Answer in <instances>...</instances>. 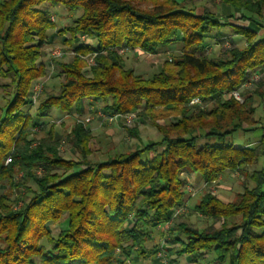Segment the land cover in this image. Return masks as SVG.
I'll return each instance as SVG.
<instances>
[{"label": "trees", "instance_id": "obj_1", "mask_svg": "<svg viewBox=\"0 0 264 264\" xmlns=\"http://www.w3.org/2000/svg\"><path fill=\"white\" fill-rule=\"evenodd\" d=\"M218 1L232 9L224 16L228 19L205 7L187 9L184 0H150L144 9V0H0V87L5 91L0 183L12 187L21 173L15 189L18 195L24 190L13 202L7 193L0 194V264H125L133 253H144L152 231L181 204L184 172H197L208 183L224 171L240 173L242 192L224 201L207 191L195 203L193 212L213 223L221 220L219 226L198 230L174 221L169 230L174 232L176 255L199 262L211 252L209 264H264V230H254L264 226V124L253 118V93L242 103L223 98L248 78V71L264 67V33H259L264 0ZM57 5L81 11L60 29L62 40L77 55L96 52L94 64L86 74L77 58L57 65L64 79L56 92L40 99L34 118L23 107L30 104L32 82L47 71L37 61L48 29L55 26L49 8ZM225 25L245 37V44L239 47L232 41L219 58L204 55L209 27ZM82 35L93 44L81 43ZM178 40L182 49L172 69L144 77L122 68L118 48L154 53ZM194 98L202 107L189 104ZM84 100L99 101L106 113L135 112L141 123L156 128L159 139L91 162L85 146L89 129L81 123L70 133L81 160L59 153L60 138L52 135L51 124L42 129L45 138L35 143L29 138L51 107L81 115ZM257 127L263 133L254 143L222 142L236 131ZM201 138L220 143L198 145ZM145 153L151 156L142 159ZM260 159L261 168L243 172ZM38 168L40 175H35ZM29 179L35 188L25 186ZM62 216L65 226L53 235L47 224ZM232 217L238 219L229 222Z\"/></svg>", "mask_w": 264, "mask_h": 264}, {"label": "rangeland", "instance_id": "obj_2", "mask_svg": "<svg viewBox=\"0 0 264 264\" xmlns=\"http://www.w3.org/2000/svg\"><path fill=\"white\" fill-rule=\"evenodd\" d=\"M187 9H191L193 6H196L197 11H201L204 7L209 11L215 13L218 18L228 19L227 16L232 12L230 7L224 6L220 4L218 0H184ZM150 0H144V2L140 3V8H149ZM49 12L51 15V20L54 22L55 26L47 31V40L40 47L41 55L38 58L37 63H41L44 66L45 72L39 75L31 84L30 93L34 85H38L36 99L32 102L30 98V104L24 106L23 109L27 110L30 115L36 118V110L40 104V99L45 97V94L50 92H56L59 88L60 82L63 81L64 76L61 74L57 65L61 63L68 64L74 61L75 58L79 59V66L81 71L85 74L89 72L90 67L94 64V56L96 52H92L85 55H77L73 51V46L67 45L63 43L64 34L61 33L60 29L68 25L72 22L74 18L80 15L81 11H69L65 7L61 5H57L55 7H50ZM230 21L235 23H244L239 21V19H235L234 17H230ZM261 24L264 25V12L261 18ZM263 29V28H261ZM264 30V29H263ZM261 32V31H260ZM264 32V31H263ZM217 33H224L222 36L217 35ZM233 29L229 25H225L221 28L217 27H209V33L205 41L208 43L203 52L206 56H215V58H219L222 56L223 52L229 48V45L236 44L239 47H242L245 44V37L239 36L236 37L233 34ZM226 36L227 38H223ZM227 40L226 42L224 40ZM79 40L81 43L93 44L92 39L80 36ZM228 43V44H227ZM182 49L181 41L178 40L175 43L171 44L168 47H158L154 53H145L138 48H118L117 53L121 57L122 68L132 69L135 73H138L144 77H150L154 73L158 72L162 68L170 70L172 69V64L175 61V56L180 55V51ZM53 50L56 52V56L52 53ZM202 55V54H200ZM177 59V58H176ZM262 67L256 69L259 71ZM248 78L244 80L236 89L232 90L230 93L226 94L223 98H228L232 96L239 103H242L243 99L248 97L251 93H253V105L256 107L255 112L253 114V118L257 125L264 124V72L261 73L256 79H252L253 73L252 71H248ZM257 73V72H256ZM89 75V74H88ZM87 76V75H86ZM263 82V83H262ZM234 91L237 96L234 95ZM29 93V97H30ZM5 97V91L0 87V114H2V108ZM240 96L241 100L238 98ZM84 109L81 112V115L72 114V113H60L55 108L51 107L46 116L41 117V121L43 123L31 131L29 138L34 140V143L37 142L41 138H45L46 131L42 129H47L50 124L53 126V136L60 138L58 140V151L59 153L67 159L81 160L82 154L79 148L74 147L70 143V133L77 123H81L84 127L89 129V140L86 142V149H88L86 157L89 160L101 161L105 160V158L112 156L117 153H123L125 151H130L135 148H139L147 142H153L154 140L159 139L160 135L158 134L156 128L149 123H141L135 112H130V114L134 115V118L129 119L127 121V116H118L113 120H107L103 118L102 115H98V110H101L106 115L110 113H106L101 109L102 103L99 101L94 102L93 100H84ZM94 104V106H92ZM189 104H200V100L195 102L193 99L189 102ZM200 107L201 104L199 105ZM211 106V103L203 105L204 109H207ZM89 116V120H85L86 117ZM166 121V120H165ZM159 122H163V119H159ZM129 130H136L137 134L131 135ZM129 131V132H128ZM263 133V129L257 127L253 130L248 131H236L230 136L225 137L222 142L230 143L233 145H241V143H249L253 141H257L259 136ZM205 142L211 144H218L220 141L216 139L210 138L205 139L201 138L197 141L198 145H201ZM151 156V153L142 154V159L148 158ZM263 166V161L260 159L256 164L247 165L243 172L245 174L250 173L254 169L261 168ZM35 175H40V170H33ZM186 183L184 185V196L182 198L181 204H179L175 209L181 207L183 210L178 211L174 219L171 223L168 224L167 227H170L172 223L175 222H183L190 227L196 228L198 230H203L208 226H219L221 224V220L213 223L210 217L204 216L200 213L193 212V206L196 202L199 201L201 196L205 194V192L209 191L212 194H215L222 200H234L236 198L237 193L242 192V176L239 172H222L220 175L211 182H204L200 178L199 173H183ZM21 173L16 174L15 181L13 180L12 187L6 181L0 183V194L7 193L9 202H13L17 196L22 197L24 190L20 189V195H18L17 190L15 189L18 182L21 181ZM249 186L252 183L248 182ZM205 185V186H204ZM26 187L35 188V183L32 179L26 181ZM186 186V187H185ZM190 188L188 192L187 189ZM30 195V194H29ZM28 195V196H29ZM20 205L18 202L17 205L12 203L11 208L16 209ZM195 211V210H194ZM170 218V217H169ZM237 217H232L229 222L237 220ZM169 220V219H168ZM166 220V221H168ZM165 221V222H166ZM164 222V223H165ZM228 222V223H229ZM163 223V224H164ZM161 225V227H156L152 231V235L149 240L145 242L144 245V253L140 256H134L132 254V260L126 261V264H186L187 257L181 256L180 260L182 263H173L180 256L176 255V246L177 243L173 242V234L169 228ZM51 229L53 235L57 233L59 228H63L65 226V218L62 216L56 222H49L47 224ZM164 228V229H163ZM256 232H261L264 230V226L261 228H255ZM160 242H164L165 245V256H158L162 252L159 250ZM44 245H46L45 240L41 241ZM208 255V256H207ZM203 257V258H202ZM201 259L203 261L202 264H209L213 259V253H204ZM135 261V262H134Z\"/></svg>", "mask_w": 264, "mask_h": 264}, {"label": "built area", "instance_id": "obj_3", "mask_svg": "<svg viewBox=\"0 0 264 264\" xmlns=\"http://www.w3.org/2000/svg\"><path fill=\"white\" fill-rule=\"evenodd\" d=\"M224 38V37H223ZM225 42L227 41L226 39L224 40ZM228 44V43H227ZM55 56L57 55L56 54V52H55V50H53V52H52ZM257 72V73H256ZM262 72H264V67H262V69H260L259 71H252V73H253V76H252V79H256V77H258L259 75H261V73ZM37 87H38V85L36 84V85H34L33 86V88H32V90H31V93H30V98L32 99V102L36 99V93H37ZM234 95H236L237 96V94H236V92L234 91ZM238 98L241 100V98H240V96H238ZM195 102H197V98H194L193 99ZM97 114L98 115H102L103 116V118H105V119H107V120H113L114 118H116V117H118V116H127L128 115V119H127V121H130L129 119H132V117L134 118V115L133 114H130V113H125V114H121V113H110V114H108V115H106L105 113H103L101 110H98V112H97ZM89 116H87L86 117V119L85 120H89V118H88ZM205 186V185H204ZM186 187V186H185ZM187 189V188H186ZM187 191L189 192L190 191V188H188L187 189ZM180 210H183V208H181V207H179V208H177V209H174L173 210V212H172V214H171V216H170V218H169V220L168 221H166L164 224H163V226H165V227H167L168 226V224L169 223H171V221L174 219V217L176 216V214L178 213V211H180ZM159 227H161V226H159ZM158 227V228H159ZM167 228H169V227H167ZM164 229V228H163ZM162 244H164V242H160V244H159V250L162 252L161 254H159L158 256L160 257V256H165V253H164V251H165V245H162Z\"/></svg>", "mask_w": 264, "mask_h": 264}, {"label": "crops", "instance_id": "obj_4", "mask_svg": "<svg viewBox=\"0 0 264 264\" xmlns=\"http://www.w3.org/2000/svg\"><path fill=\"white\" fill-rule=\"evenodd\" d=\"M178 1H180V0H178ZM193 7H195L196 8V6H193ZM192 7V8H193ZM263 29H264V25H263ZM263 29H259V33L260 34H262V33H264L263 31ZM261 31V32H260ZM222 34H224V33H217V35H222ZM234 34V33H233ZM224 35H226V34H224ZM236 37H239L238 35H236V34H234ZM241 37V36H240ZM256 108V107H255ZM254 142H256V141H253V142H249V143H241V145H249V144H251V143H254ZM91 162H93L92 160H90ZM96 162V161H95ZM97 162H98V160H97ZM225 201H230V200H225ZM208 256V255H207ZM180 258H181V256L179 257V258H177L176 259V261H173V263H182L181 262V260H180ZM187 263L186 264H202L203 263V261L202 260H199V262H195L194 260H192V259H189L188 257H187ZM135 262V261H134ZM126 264V263H125ZM132 264H134V263H132ZM182 264H184V263H182Z\"/></svg>", "mask_w": 264, "mask_h": 264}]
</instances>
